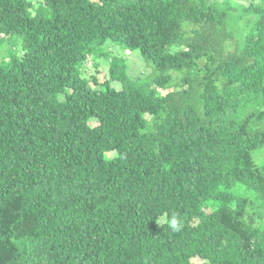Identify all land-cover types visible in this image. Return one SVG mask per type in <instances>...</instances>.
Returning <instances> with one entry per match:
<instances>
[{
  "label": "trees",
  "instance_id": "trees-1",
  "mask_svg": "<svg viewBox=\"0 0 264 264\" xmlns=\"http://www.w3.org/2000/svg\"><path fill=\"white\" fill-rule=\"evenodd\" d=\"M244 9L238 45L213 0H0V264H264V2Z\"/></svg>",
  "mask_w": 264,
  "mask_h": 264
},
{
  "label": "rangeland",
  "instance_id": "rangeland-1",
  "mask_svg": "<svg viewBox=\"0 0 264 264\" xmlns=\"http://www.w3.org/2000/svg\"><path fill=\"white\" fill-rule=\"evenodd\" d=\"M33 3L36 5L37 3L43 2V0H32ZM213 2H217L219 4H224L226 8H229V17H228V26L229 29L234 32L235 41L238 45L243 43V36L248 35V33L253 28V15L246 14L244 8H248L250 5L254 4H261L264 0H213ZM241 48L240 46L236 48L238 50ZM9 46L2 47L1 54L4 56L7 54ZM18 54L20 56L23 55V52L20 50V47H17ZM105 52L110 57H117L124 61V67L129 77L140 80L145 78L149 75L150 71L146 68V64L143 61L140 53L135 51L133 53H126L122 49H120L116 45H112L109 43L106 46ZM81 77L88 82H90L91 86L93 83V79H95L98 83H103L106 80L110 79L109 76V59L102 58L98 62V66H94V62L90 59L85 64L84 69L82 70ZM111 87L120 90L121 86L116 83L112 82ZM65 97L63 95L60 96V100L63 101ZM108 158H112L113 154L108 153ZM252 158L258 168L264 166V145L255 150L252 153ZM162 220L161 222H163ZM194 264H205V262L195 259L193 260Z\"/></svg>",
  "mask_w": 264,
  "mask_h": 264
}]
</instances>
